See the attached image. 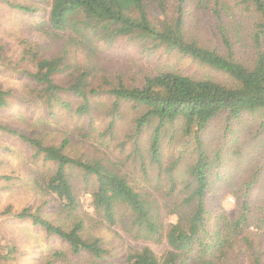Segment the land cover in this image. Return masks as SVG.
Listing matches in <instances>:
<instances>
[{
  "label": "trees",
  "instance_id": "obj_1",
  "mask_svg": "<svg viewBox=\"0 0 264 264\" xmlns=\"http://www.w3.org/2000/svg\"><path fill=\"white\" fill-rule=\"evenodd\" d=\"M34 1L9 4L36 18L28 25L32 32L64 39L73 48L63 45L61 54L49 55L40 42L22 39L21 59L35 68L25 72L33 79L36 100L44 99L52 116L67 110L84 118L94 117L98 99L106 101L105 135L114 136L129 117L131 155L145 174L153 168L164 174L168 186L162 198L153 196L110 159L71 154L69 136L47 143L0 122L1 131L55 165L45 184L37 183L65 220L55 222L30 208L15 213L69 245L71 253L55 250L45 264H84L83 257L89 264H108L117 256L79 214L77 170L90 184L99 223L120 224L133 237L169 246L163 255L150 246H129L118 256L119 264H264V148L244 147V140L264 135V0ZM121 41L148 56L167 51L190 58L224 74V80L125 69L112 51ZM3 52L0 45V61ZM82 53L83 62L73 59ZM11 94L0 81V109L9 106ZM220 122H225L222 136L231 135L234 148L214 141ZM91 125L92 120L80 135L89 137ZM175 132L182 141L173 146L183 148L169 154L163 145ZM228 195L234 199L232 210L220 199ZM170 215L176 219L168 222ZM70 255L74 262L69 263Z\"/></svg>",
  "mask_w": 264,
  "mask_h": 264
},
{
  "label": "rangeland",
  "instance_id": "obj_2",
  "mask_svg": "<svg viewBox=\"0 0 264 264\" xmlns=\"http://www.w3.org/2000/svg\"><path fill=\"white\" fill-rule=\"evenodd\" d=\"M31 1L0 0V45L4 48L0 61V81L6 90L12 92L9 106L0 109V122L22 132L41 136L47 143L58 144L66 136H69L71 143L67 151L71 154L84 158H100L105 162L110 159V162L116 163L122 168L137 188L162 198L168 190L165 175L159 174L154 168L145 174L140 168V161L134 160V156L131 155L134 136L130 138L132 134L128 122L129 117L121 120V125L117 127L114 136H109L105 135V121L101 114L107 109L106 101L98 99V102H95L97 109L93 113V118L92 116L79 117L67 110H58V115L52 116L45 106L44 99L36 100L39 98L32 94L35 85L32 77L25 71H35V68L21 59L22 39L40 42L48 50L49 55L61 54L68 48L73 52V48L66 46L67 41L64 39L50 38V36L32 32L28 25L36 21V18L9 4L11 2L36 4V1ZM44 4L39 3L38 6L41 7ZM200 38L208 39L209 37L201 35ZM63 45L65 49L62 48ZM138 49L130 41H121L112 49L116 56L114 61L130 70H148L150 72L174 70L197 78L224 80V74L179 54L160 51L156 55L148 56ZM99 56L103 58L102 54ZM73 59L83 62L84 53L79 54L77 58L74 56ZM29 98L35 99V103L28 104L27 99ZM74 101L78 102L76 99ZM91 120L92 125L88 129L90 136L85 138L80 133L88 127ZM223 126H225V122L217 124L216 133L220 134L219 138L214 141L217 145H224L225 148H234L229 141L231 135L228 136L229 138L222 136ZM90 137L91 140L88 139ZM173 139L175 141L171 142ZM173 139L167 138L163 145L168 151L170 148L169 154L176 149L183 148L182 146H173V143H177L178 139L179 142L182 141L179 132L174 133ZM142 140L141 137V144H143ZM167 140L170 142H166ZM244 142L246 143L245 148H264V135L258 136L255 140L252 138L244 140ZM254 142L256 143L254 144ZM251 143L254 145L250 146ZM175 153L178 152L175 151ZM36 155L34 149L26 146L13 133L0 130V245L3 247L0 250V264H45L55 250L70 252L69 245L64 240L47 234L42 227L34 225L31 219H20L15 215L16 212L30 208L32 211L39 210L55 222L65 220V216L60 214V208L56 205L54 198L47 195L41 185L37 183L39 181L45 184L47 177L53 173L55 165L46 162L42 155ZM170 159V155L165 156L164 165H168ZM74 180L82 206L79 214L85 219L88 230L103 238L106 245L117 253V256L109 259L108 264H119L118 256L122 255L129 246L140 248L150 246L158 255H163L169 249L166 242L155 243L144 240L140 236H138L139 238L133 237L120 224L110 226L99 223L100 215L96 214L92 206L90 184L84 180L83 172L77 170ZM220 199L226 208L230 210L234 208V199L231 195ZM91 217L97 220V224ZM175 219L176 215H170L167 221L171 222ZM134 233L136 235V231ZM8 246L16 248V251L10 252L7 249ZM1 253H5V255L1 256ZM75 259L74 255H70L69 263L74 262ZM81 260L84 264H89L87 257H83Z\"/></svg>",
  "mask_w": 264,
  "mask_h": 264
}]
</instances>
